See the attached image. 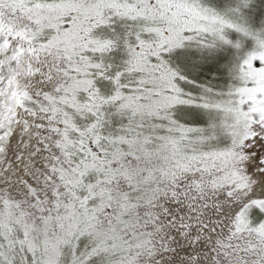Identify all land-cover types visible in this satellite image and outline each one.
Segmentation results:
<instances>
[{
  "label": "snow or ice",
  "instance_id": "1",
  "mask_svg": "<svg viewBox=\"0 0 264 264\" xmlns=\"http://www.w3.org/2000/svg\"><path fill=\"white\" fill-rule=\"evenodd\" d=\"M0 264H264V0H0Z\"/></svg>",
  "mask_w": 264,
  "mask_h": 264
}]
</instances>
